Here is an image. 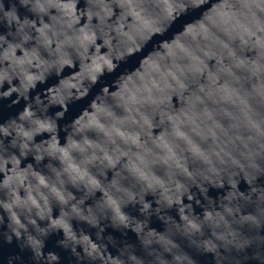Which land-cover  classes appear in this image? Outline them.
Returning <instances> with one entry per match:
<instances>
[{"label":"water","instance_id":"1","mask_svg":"<svg viewBox=\"0 0 264 264\" xmlns=\"http://www.w3.org/2000/svg\"><path fill=\"white\" fill-rule=\"evenodd\" d=\"M264 173V0H0V264H84Z\"/></svg>","mask_w":264,"mask_h":264}]
</instances>
